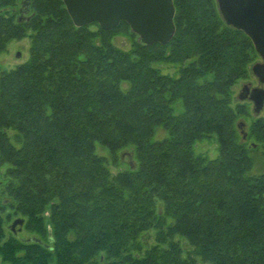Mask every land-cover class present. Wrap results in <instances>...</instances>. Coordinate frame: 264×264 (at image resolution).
Listing matches in <instances>:
<instances>
[{
    "label": "trees",
    "instance_id": "trees-1",
    "mask_svg": "<svg viewBox=\"0 0 264 264\" xmlns=\"http://www.w3.org/2000/svg\"><path fill=\"white\" fill-rule=\"evenodd\" d=\"M16 5L0 0V53L33 32L29 58L0 70L11 200L0 205V264H264V173L250 175L247 146H264V116L232 106L259 54L217 1L174 0L176 32L152 45L126 21L77 27L63 0H31L35 15L21 20ZM120 32L131 50L112 42ZM165 62L177 75L161 72ZM240 118H251L246 140ZM159 126L169 135L155 141ZM206 138L218 157L196 151ZM12 215L32 236L7 232Z\"/></svg>",
    "mask_w": 264,
    "mask_h": 264
},
{
    "label": "water",
    "instance_id": "water-1",
    "mask_svg": "<svg viewBox=\"0 0 264 264\" xmlns=\"http://www.w3.org/2000/svg\"><path fill=\"white\" fill-rule=\"evenodd\" d=\"M219 12L229 26L243 31L253 42L260 60L252 64L251 70L264 84V0H216ZM68 14L77 27L97 22L104 30H113L126 21L138 41L144 45L167 44L176 32L174 22V0H63ZM31 0H22L19 19L30 11ZM239 100H250L253 112L264 109V87H253L244 83L238 94ZM240 122L243 139L248 137ZM133 166V165H131ZM25 219L16 218L11 229H22Z\"/></svg>",
    "mask_w": 264,
    "mask_h": 264
},
{
    "label": "rangeland",
    "instance_id": "rangeland-1",
    "mask_svg": "<svg viewBox=\"0 0 264 264\" xmlns=\"http://www.w3.org/2000/svg\"><path fill=\"white\" fill-rule=\"evenodd\" d=\"M22 8V0H17V5L14 8L15 9V19L17 18L18 15H20V9ZM176 9V8H175ZM10 12H13V9L10 8ZM35 12L30 9L28 13H25V16H34ZM92 30H96V26L93 25L91 26ZM33 31L29 30L27 32V35L24 36L21 39H11L7 46L6 50L0 53V70H10L15 68L16 66L24 63L30 55V47H31V37L30 34ZM137 35V34H136ZM132 36L127 32H120L116 33L114 36H112V42L117 45L118 47H121L122 49L129 51L131 50L132 47ZM138 39V35H137ZM260 60V56H257L255 60L252 62L255 63L256 61ZM252 66V65H251ZM161 72L164 74H169V75H177L178 72V65H174L171 63H162L159 65ZM250 82L252 86H258V79L257 77L253 74L252 70H249L247 76L243 79H240L233 85L232 87V106H236L237 102L240 103H248V110L249 112L253 115V103L250 100H239L238 99V94L241 91L242 85L244 83ZM122 88L123 90H127L129 88V84L124 82L122 83ZM258 116H264V109L257 114ZM254 117V115H253ZM250 119L251 118H240V122H244L245 125L243 129L245 131H249V125H250ZM14 130L9 129L8 130V136L11 138V140L14 142ZM239 133L241 134V128L239 129ZM169 133L168 131L162 127L159 126L156 129L155 135L153 139L155 141H160L166 137H168ZM247 146L249 149V156L251 158L252 162V168L250 170V175L252 176H260L264 173V146L261 143H258L253 137H248L247 139ZM196 151L198 153H201L203 155H206L212 159L218 157L219 151H218V144L216 139L214 138H206L205 140L201 141L200 143L197 144ZM96 152L100 155H103L109 159L110 166L113 171H116V169L113 166V158L109 152V150L106 147L101 146L100 144H97L96 146ZM125 152V153H124ZM124 155L122 157L123 161L121 162L122 166L121 167H128L129 161L132 160V156H129L130 154L126 151H124ZM122 153V154H123ZM121 154V155H122ZM129 154V155H128ZM120 155V156H121ZM8 165L3 164L0 165V205H7L11 202L7 191L6 187L8 183L10 182V178L6 176V171H7ZM10 213L13 214V210L8 209ZM13 217L10 219V221L5 225L7 232L11 231L14 232L11 229V225L13 221L16 218L21 217L20 215H12ZM23 218V217H22ZM22 229L19 230V225L16 226V232H14L17 236H20L21 238H29L32 236L28 231L25 230L24 224L21 227ZM147 241L149 243H153L154 241V234L153 232L150 233V235L147 238ZM50 264H55L54 258L51 260Z\"/></svg>",
    "mask_w": 264,
    "mask_h": 264
},
{
    "label": "flooded vegetation",
    "instance_id": "flooded-vegetation-1",
    "mask_svg": "<svg viewBox=\"0 0 264 264\" xmlns=\"http://www.w3.org/2000/svg\"><path fill=\"white\" fill-rule=\"evenodd\" d=\"M253 87H264V84H261L260 82H259V80H258V86H252L251 85V88H253ZM247 100V99H246Z\"/></svg>",
    "mask_w": 264,
    "mask_h": 264
}]
</instances>
